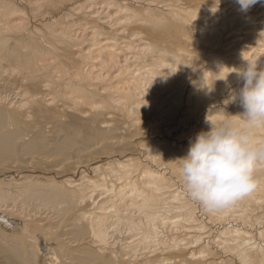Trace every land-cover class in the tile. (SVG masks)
Segmentation results:
<instances>
[{"label":"bare ground","instance_id":"6f19581e","mask_svg":"<svg viewBox=\"0 0 264 264\" xmlns=\"http://www.w3.org/2000/svg\"><path fill=\"white\" fill-rule=\"evenodd\" d=\"M244 60L262 4L0 0V264H264V166L212 214L179 175Z\"/></svg>","mask_w":264,"mask_h":264},{"label":"clouds","instance_id":"9594fccd","mask_svg":"<svg viewBox=\"0 0 264 264\" xmlns=\"http://www.w3.org/2000/svg\"><path fill=\"white\" fill-rule=\"evenodd\" d=\"M247 14L264 0H235ZM243 81L233 98L243 108L242 120L215 122L207 119L210 130L197 134L186 157L180 159L179 175L188 198L209 214L225 210L252 196L260 187L256 173L264 166V62L244 60V67L231 72ZM229 74V75H230ZM231 117V116H229Z\"/></svg>","mask_w":264,"mask_h":264}]
</instances>
